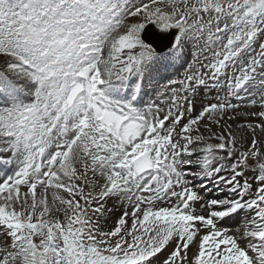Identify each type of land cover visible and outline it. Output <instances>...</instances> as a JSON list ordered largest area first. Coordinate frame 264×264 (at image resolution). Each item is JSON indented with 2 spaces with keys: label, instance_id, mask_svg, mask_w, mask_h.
Segmentation results:
<instances>
[{
  "label": "snow or ice",
  "instance_id": "6c2138e0",
  "mask_svg": "<svg viewBox=\"0 0 264 264\" xmlns=\"http://www.w3.org/2000/svg\"><path fill=\"white\" fill-rule=\"evenodd\" d=\"M0 264H264V0H0Z\"/></svg>",
  "mask_w": 264,
  "mask_h": 264
},
{
  "label": "bare ground",
  "instance_id": "6f19581e",
  "mask_svg": "<svg viewBox=\"0 0 264 264\" xmlns=\"http://www.w3.org/2000/svg\"><path fill=\"white\" fill-rule=\"evenodd\" d=\"M178 69V71L177 72H173V78H182V76H183V73H184V68H177ZM176 69V70H177ZM161 84H164V83H166V81H161L160 82ZM155 98V94H154V92H153V90H152V86L151 85H149V87H148V89H147V95H145L144 96V101L145 102H147L149 99H154ZM198 103H199V101H198ZM243 121V118H241L239 121ZM238 121V122H239ZM237 131H239V130H237ZM237 134H239L238 132H237ZM249 210H247V209H245L244 210V212L243 213H241V218L248 212Z\"/></svg>",
  "mask_w": 264,
  "mask_h": 264
},
{
  "label": "rangeland",
  "instance_id": "374dc122",
  "mask_svg": "<svg viewBox=\"0 0 264 264\" xmlns=\"http://www.w3.org/2000/svg\"><path fill=\"white\" fill-rule=\"evenodd\" d=\"M178 71V69L176 70H173V72H177ZM229 123H232L231 121H229ZM239 123H243V121L241 120V121H239ZM233 127L235 128V124H233ZM217 131H219V129H217ZM238 133H239V131H237ZM240 134V133H239ZM239 134H237V135H239ZM251 175V173H246V176H250ZM118 215V214H117ZM230 227H232L231 225H230Z\"/></svg>",
  "mask_w": 264,
  "mask_h": 264
}]
</instances>
